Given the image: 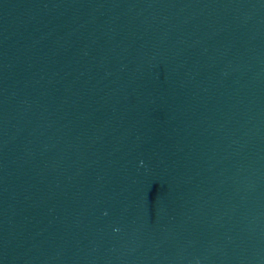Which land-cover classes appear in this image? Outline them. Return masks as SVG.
Listing matches in <instances>:
<instances>
[{
    "label": "water",
    "instance_id": "95a60500",
    "mask_svg": "<svg viewBox=\"0 0 264 264\" xmlns=\"http://www.w3.org/2000/svg\"><path fill=\"white\" fill-rule=\"evenodd\" d=\"M0 264H264V0H0Z\"/></svg>",
    "mask_w": 264,
    "mask_h": 264
}]
</instances>
